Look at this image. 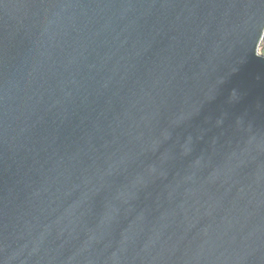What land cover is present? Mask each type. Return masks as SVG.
Returning <instances> with one entry per match:
<instances>
[{
	"label": "water",
	"instance_id": "water-1",
	"mask_svg": "<svg viewBox=\"0 0 264 264\" xmlns=\"http://www.w3.org/2000/svg\"><path fill=\"white\" fill-rule=\"evenodd\" d=\"M264 0H0V264H264Z\"/></svg>",
	"mask_w": 264,
	"mask_h": 264
},
{
	"label": "rangeland",
	"instance_id": "rangeland-1",
	"mask_svg": "<svg viewBox=\"0 0 264 264\" xmlns=\"http://www.w3.org/2000/svg\"><path fill=\"white\" fill-rule=\"evenodd\" d=\"M259 51L262 52L264 51V38L262 39L260 46H259ZM263 53V52H262Z\"/></svg>",
	"mask_w": 264,
	"mask_h": 264
},
{
	"label": "trees",
	"instance_id": "trees-1",
	"mask_svg": "<svg viewBox=\"0 0 264 264\" xmlns=\"http://www.w3.org/2000/svg\"><path fill=\"white\" fill-rule=\"evenodd\" d=\"M264 53V51H262Z\"/></svg>",
	"mask_w": 264,
	"mask_h": 264
}]
</instances>
